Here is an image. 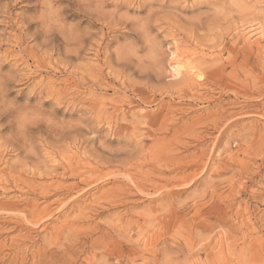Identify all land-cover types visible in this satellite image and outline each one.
<instances>
[{
	"label": "rangeland",
	"instance_id": "obj_1",
	"mask_svg": "<svg viewBox=\"0 0 264 264\" xmlns=\"http://www.w3.org/2000/svg\"><path fill=\"white\" fill-rule=\"evenodd\" d=\"M125 2L140 17L180 14L157 11L145 34L135 17L60 0L66 22L91 29L67 57L58 34L55 48L34 45L42 0H0V75L18 77L9 98L78 127L33 129L46 139L36 157L0 147V264H161L166 253L264 264V0ZM117 46L135 55L119 65ZM14 116L0 136L15 134Z\"/></svg>",
	"mask_w": 264,
	"mask_h": 264
},
{
	"label": "clouds",
	"instance_id": "obj_2",
	"mask_svg": "<svg viewBox=\"0 0 264 264\" xmlns=\"http://www.w3.org/2000/svg\"><path fill=\"white\" fill-rule=\"evenodd\" d=\"M82 2L84 3V7L89 13L99 12L101 16H107L108 19L111 20H113V18L115 17H119V19L135 17V19H127L126 21H139V31L145 34L150 31L151 27L155 26L153 17L154 13H157V11L161 16L171 14L173 12L179 13L178 10L172 11L165 10L162 7H153L149 10L146 16L140 17L130 14L127 10H119V5L121 4L126 5L129 9L132 8L125 2V0H104L103 3H97L95 4V6L92 5V0H82ZM200 2L201 0H194V2L191 4H184L181 3L180 0H178L177 8H191L197 6V4ZM108 3L113 4L114 7L110 9L107 8L106 5ZM147 3H152V0H142L141 6ZM42 5L43 7L40 13L32 19L39 23L40 28L38 29V31H42L44 33V46L34 43L33 44L36 45L41 52L55 48V45L53 43V34L55 33L60 35L67 44L66 56H74L75 53L69 52V49L79 48L81 45H83L84 37L90 36L91 29L86 28L83 31H80L78 29V23L66 22V18L64 15L66 6L61 4L60 0H42ZM256 10L257 9L255 8L252 9V11ZM259 10L264 11V5H260ZM77 11H80V9H77ZM205 15H209V13H200L195 16H186V18L189 19L193 24H195L200 22ZM211 15L214 17L218 16L219 10H214ZM207 35L210 37H217L219 35L215 30L214 22L210 24V31L207 33ZM26 36L31 37L33 40V35L26 34ZM113 51L115 52L117 63L119 65L122 64L129 56L135 55L134 50L125 49L123 46H117ZM65 59L69 60L68 58ZM111 66L117 69L121 68L113 66L112 64ZM185 71V69L182 70L181 79H183ZM17 78V75L12 72L0 75V118H3L9 112L14 111V122L16 125V131L14 135H10L8 137L0 136V147L7 146L10 149H15L13 147L14 143L20 142L22 147L25 149V157H36L40 154V151L38 152L37 148L41 149L42 142L46 141V139L42 135H36L35 137H33V129L39 128L40 125H44L48 130L54 132L57 136H63L78 131V127L73 126L76 124V122L57 120L52 114L46 113L41 106V102H38L34 107H28L27 105H18L15 98L10 99L8 94L12 89L9 86L15 85ZM80 125L82 126L81 122ZM3 126V124H0V128H2ZM104 146L105 144L102 141L101 147ZM96 264H112V262L107 256H97ZM161 264H180V262L172 254L166 253L161 260ZM184 264H188V261H185Z\"/></svg>",
	"mask_w": 264,
	"mask_h": 264
},
{
	"label": "bare ground",
	"instance_id": "obj_3",
	"mask_svg": "<svg viewBox=\"0 0 264 264\" xmlns=\"http://www.w3.org/2000/svg\"><path fill=\"white\" fill-rule=\"evenodd\" d=\"M130 110V109H129Z\"/></svg>",
	"mask_w": 264,
	"mask_h": 264
}]
</instances>
